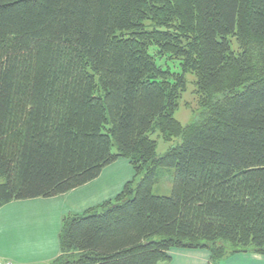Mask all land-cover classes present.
<instances>
[{
	"label": "trees",
	"instance_id": "trees-1",
	"mask_svg": "<svg viewBox=\"0 0 264 264\" xmlns=\"http://www.w3.org/2000/svg\"><path fill=\"white\" fill-rule=\"evenodd\" d=\"M188 72L208 113L184 126ZM156 131L179 143L159 155ZM120 158L133 178L64 217L53 264L264 255V0H0V206L65 194ZM160 167L175 169L171 195L154 194Z\"/></svg>",
	"mask_w": 264,
	"mask_h": 264
},
{
	"label": "crops",
	"instance_id": "crops-1",
	"mask_svg": "<svg viewBox=\"0 0 264 264\" xmlns=\"http://www.w3.org/2000/svg\"><path fill=\"white\" fill-rule=\"evenodd\" d=\"M120 162L126 171L117 173L115 165ZM133 176L129 160L120 158L104 168L97 179L65 194L0 206V260L53 264L62 254L60 233L64 217L83 214L89 208L114 199ZM172 263L173 258L159 264Z\"/></svg>",
	"mask_w": 264,
	"mask_h": 264
},
{
	"label": "rangeland",
	"instance_id": "rangeland-1",
	"mask_svg": "<svg viewBox=\"0 0 264 264\" xmlns=\"http://www.w3.org/2000/svg\"><path fill=\"white\" fill-rule=\"evenodd\" d=\"M148 29L153 28V23L146 22ZM234 49L238 50V45L234 40ZM150 53L155 56L158 65L164 69H170L174 73H181V60L171 56L170 54H162L158 48L152 46ZM224 95L219 94L214 97L215 101H221ZM205 96L198 92L197 76L188 72L186 74V90L182 92L180 98V105L175 112V117L184 125L192 122H201L208 111L204 105ZM152 137L158 141V154H165L171 147L177 145L179 140L165 141L159 131L152 134ZM114 151H117L114 148ZM122 162L115 165L117 173L125 172L121 168ZM124 167V166H123ZM174 168L160 167L158 169V179L154 185V194L157 195H171L174 183ZM140 178H138L139 180ZM170 254L173 258L172 264H209L210 251L208 249H173ZM183 254V255H182ZM11 260V259H10ZM219 264H264V255L253 251L232 253L227 249L224 256L218 262Z\"/></svg>",
	"mask_w": 264,
	"mask_h": 264
},
{
	"label": "built area",
	"instance_id": "built-area-1",
	"mask_svg": "<svg viewBox=\"0 0 264 264\" xmlns=\"http://www.w3.org/2000/svg\"><path fill=\"white\" fill-rule=\"evenodd\" d=\"M0 264H21V263L9 259H1Z\"/></svg>",
	"mask_w": 264,
	"mask_h": 264
}]
</instances>
